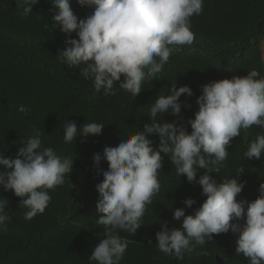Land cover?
Returning <instances> with one entry per match:
<instances>
[{"label": "clouds", "instance_id": "clouds-1", "mask_svg": "<svg viewBox=\"0 0 264 264\" xmlns=\"http://www.w3.org/2000/svg\"><path fill=\"white\" fill-rule=\"evenodd\" d=\"M37 3L38 0H18L23 5L21 14L27 17L18 22L30 24L39 11L29 15ZM51 3L46 9L51 27L66 35V47L57 53V58L64 66L78 68L80 75L93 81L95 91L103 90L106 96L116 95L114 86L118 84L135 97L145 80L159 78L171 55L168 45L191 46L195 36L190 18L203 11V0H51ZM74 6H94V10L87 17L78 18ZM73 32L78 38L72 37ZM15 41L33 59L31 51L43 38L19 36ZM51 61L50 57H43L37 63L48 69L60 65H52ZM259 75L257 69H252L244 76L203 84L196 99L198 110L186 123L180 117L184 102L179 98L182 94L192 96L193 90L188 85L178 88L172 85L170 94L158 96L150 107V123H145L143 130L121 140L118 146H105L102 155L93 154L94 166L103 175L102 182L95 187L99 194L96 208L102 214L97 224L104 226L105 238L100 239L97 234L90 245L89 260L96 264H119L128 241L120 237L117 229L134 235L141 226L146 205L152 203L153 195L160 190L158 170L163 167L161 153H164L175 165L177 175L199 184L206 199L194 215H186L185 208L173 210L174 220L183 218L181 226L169 228L167 222L161 224L156 233L158 249L183 259L185 253L212 240L213 234L231 230L236 235L235 253L249 258L250 264H264V181L259 184L257 198L237 200L246 182L235 177L218 182L212 175L220 172L230 142L242 129L253 125L264 128V78L257 79ZM59 84L56 78L32 84L36 90L30 100L35 109L59 104L72 106V93L60 91ZM5 111L0 124L9 123L10 130L7 134L0 133V187L10 195L0 197V231H6L7 222L20 213L15 206L23 209L25 220L43 214L51 201L48 190L65 183L73 159L62 158L52 148L59 135L57 131L64 125L63 139L72 143L78 136L102 134L105 126L89 122L81 127L75 121L65 120L61 129L42 131L38 120L24 113L27 109L21 103ZM166 112L178 119L158 122V114ZM188 125L191 132L187 131ZM153 134L159 136L155 147L149 138ZM262 153L264 134L257 135L244 155L251 160L260 159ZM102 160L107 161V170L100 169ZM199 169L205 171L197 179ZM242 172L238 170L237 177ZM183 203L191 207L195 200L188 197ZM23 206L28 209L26 212ZM217 258L223 264L221 256L215 255L216 264Z\"/></svg>", "mask_w": 264, "mask_h": 264}, {"label": "trees", "instance_id": "trees-1", "mask_svg": "<svg viewBox=\"0 0 264 264\" xmlns=\"http://www.w3.org/2000/svg\"><path fill=\"white\" fill-rule=\"evenodd\" d=\"M50 6L51 0H38L29 14L38 9L36 18L30 24H22L18 21L27 18L21 14L23 5L18 4V0H0V123L7 108L21 103L27 109L24 113L33 116L36 122L38 120L42 131L61 129L65 120L75 121L81 127L89 122L105 126L102 134H90L86 138L78 136L72 143H65L63 139L64 125L57 131L59 135L52 148L62 158L73 159L72 170L65 175L62 186L48 190L51 201L43 214L25 220L23 209L15 206L20 213L7 222L6 231H0V264H96L89 260L90 245L98 233L100 239L105 238V229L97 224L102 214L96 208L99 194L95 186L102 182L103 175L102 172L98 174L94 166L93 154L102 155L105 146H118L121 140L143 130L144 124L150 123V107L158 96L170 94L172 85L177 88L188 85L193 90L192 96L182 94L179 98L184 102L180 117L186 123L198 110L196 99L203 84L234 75L244 76L252 69L259 71L257 79L264 78L261 45L264 38V0H203L202 13L190 18L194 43L182 48L168 45L171 55L159 78L145 80L141 92L135 97L120 89L118 84L114 86L116 95L106 96L103 90L96 92L93 81L80 75L78 68L62 65L57 53L66 47V35L59 28L51 27L52 21L46 11ZM72 9L78 18H85L93 12L94 6H74ZM46 24L49 26L45 27ZM19 36L43 38L31 51L33 59L17 47L15 39ZM72 37L78 38L75 32ZM43 57H50L52 65H60L52 69L43 68L37 63ZM54 78L60 81V91L70 90L72 93V106L59 104L35 109L30 100L36 90L32 84L51 82ZM15 111H18L17 107ZM177 119L168 112L157 116L158 122ZM9 130V123L0 124L1 134H7ZM187 131L191 132L190 125ZM261 134H264V128L257 125L242 129L240 135L230 142L228 157L220 172L212 173L218 182L233 177L246 182L237 200L246 198L252 201L259 195V184L264 181V153L260 159L251 160L244 154L250 143ZM149 138L154 147L158 145V134ZM161 155L163 167L158 170L160 190L153 195L152 203L146 205L141 226L134 235L117 229L120 237L128 241L119 264H216L215 255L221 256L223 264H250L249 258L235 253L236 235L231 230L213 234L212 240H206L204 245L185 253L183 259L166 255L158 249L156 233L161 230V224L167 222L169 228L181 226L183 218L174 220L173 210L185 208L186 215H194L195 209L206 199L201 195L199 184L189 183L186 176L177 175L170 157L164 153ZM107 168V161L102 160L100 169ZM238 170L243 172L237 177ZM204 171L198 170L197 179ZM0 195L8 198L10 194L0 187ZM188 197L195 200L191 207L183 203ZM27 210L25 208V212ZM201 252H207V255L199 254Z\"/></svg>", "mask_w": 264, "mask_h": 264}, {"label": "rangeland", "instance_id": "rangeland-1", "mask_svg": "<svg viewBox=\"0 0 264 264\" xmlns=\"http://www.w3.org/2000/svg\"><path fill=\"white\" fill-rule=\"evenodd\" d=\"M261 45H262V50H263V52H264V38H263V40H262V42H261Z\"/></svg>", "mask_w": 264, "mask_h": 264}, {"label": "water", "instance_id": "water-1", "mask_svg": "<svg viewBox=\"0 0 264 264\" xmlns=\"http://www.w3.org/2000/svg\"><path fill=\"white\" fill-rule=\"evenodd\" d=\"M217 264H221L220 258H217Z\"/></svg>", "mask_w": 264, "mask_h": 264}, {"label": "bare ground", "instance_id": "bare-ground-1", "mask_svg": "<svg viewBox=\"0 0 264 264\" xmlns=\"http://www.w3.org/2000/svg\"><path fill=\"white\" fill-rule=\"evenodd\" d=\"M18 81H20V80H18ZM24 84H27V83H24ZM19 86H20V84H18ZM30 95V94H29Z\"/></svg>", "mask_w": 264, "mask_h": 264}]
</instances>
